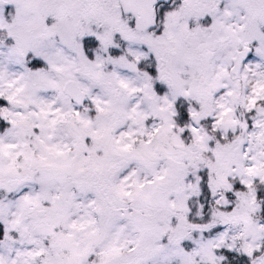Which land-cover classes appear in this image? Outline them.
<instances>
[{
  "label": "snow or ice",
  "instance_id": "6c2138e0",
  "mask_svg": "<svg viewBox=\"0 0 264 264\" xmlns=\"http://www.w3.org/2000/svg\"><path fill=\"white\" fill-rule=\"evenodd\" d=\"M0 264H264V0H0Z\"/></svg>",
  "mask_w": 264,
  "mask_h": 264
}]
</instances>
